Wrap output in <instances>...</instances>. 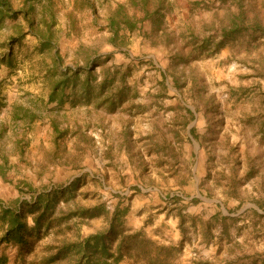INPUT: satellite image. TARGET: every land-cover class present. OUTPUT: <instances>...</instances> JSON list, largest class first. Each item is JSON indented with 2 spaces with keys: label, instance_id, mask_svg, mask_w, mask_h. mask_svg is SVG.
<instances>
[{
  "label": "rangeland",
  "instance_id": "374dc122",
  "mask_svg": "<svg viewBox=\"0 0 264 264\" xmlns=\"http://www.w3.org/2000/svg\"><path fill=\"white\" fill-rule=\"evenodd\" d=\"M87 1L8 0L0 25V239L4 209L30 229L0 244L5 264H47L62 240L107 231L116 209L124 234L172 248L166 264H264V32L214 47L234 13L264 27V0H149L165 33L138 0ZM119 6L136 29H109ZM50 193L97 215L36 232L29 208Z\"/></svg>",
  "mask_w": 264,
  "mask_h": 264
},
{
  "label": "trees",
  "instance_id": "16d2710c",
  "mask_svg": "<svg viewBox=\"0 0 264 264\" xmlns=\"http://www.w3.org/2000/svg\"><path fill=\"white\" fill-rule=\"evenodd\" d=\"M80 1L85 3L88 7L93 8L87 0ZM138 1L141 5H144L141 8L144 18L141 20L157 22V26L154 27L155 31H162L165 33L167 28L163 25V6L150 11L146 8V3L149 0ZM123 10V7L119 6L117 10H115V15H111L107 18L108 27L115 34H117L119 29L124 28L132 31L137 28V23L132 18L124 15ZM13 15L14 12L8 3V0H0V25L4 19ZM69 18H72V16L69 15ZM231 18L230 26L224 27L221 30V39L219 42H214L217 43L214 46L215 51H219L223 48L224 40L233 37L237 32L248 31L254 35L264 32V27L260 23L245 21L244 14L242 12H239V14L234 13ZM39 39L41 40L40 36ZM190 41L193 47H199L197 40L195 38L193 39L192 36ZM47 43L49 44L50 42ZM205 43L212 44L213 41L209 38V40L205 41ZM202 44H204V42L200 45ZM55 59L56 61H59L58 58ZM84 73L86 77L83 82V92L84 95L88 97V85L90 79L93 77V72L92 70H87ZM70 77L71 76L69 75L62 74V77L58 79L56 87L51 90L48 96L49 102H63L62 98L64 93L62 90L67 87L72 80L77 82L79 74L76 72L73 73L72 79ZM52 126L55 133H59L57 126L54 124H52ZM54 143L57 144V142ZM56 148H59V145H56ZM57 197L56 193H50L46 195L41 194L34 199L35 202L33 206L29 208L33 215L34 231L39 232L40 230L48 229L56 220L60 222L63 220H69L73 217L92 218L97 215L96 210L94 209L87 211L80 208L71 209L70 207L56 208L58 202ZM2 216L7 222V227L0 239V244L10 241L15 244L22 243L24 241V237L30 233V229L24 222L23 216L19 215L11 208L4 209L2 211ZM52 249L54 254L46 257L47 264H64L63 261L66 260L65 264H114L123 259L135 261L144 259L147 264H166V260L172 250L171 247L156 246V243L147 238L141 231L124 234V231L121 230V219L118 209H116L109 218L107 231L98 230L85 239H64L58 244L53 245ZM162 256H164V258ZM110 259L112 262H109ZM5 261V258L0 256V264H5Z\"/></svg>",
  "mask_w": 264,
  "mask_h": 264
}]
</instances>
